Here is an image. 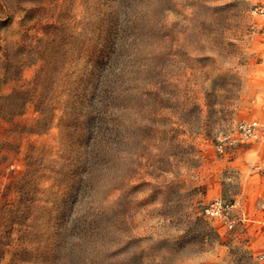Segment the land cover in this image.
<instances>
[{
    "label": "rangeland",
    "instance_id": "374dc122",
    "mask_svg": "<svg viewBox=\"0 0 264 264\" xmlns=\"http://www.w3.org/2000/svg\"><path fill=\"white\" fill-rule=\"evenodd\" d=\"M20 1L0 10V96L31 83L0 118V264H262L264 142L233 128L264 121V0Z\"/></svg>",
    "mask_w": 264,
    "mask_h": 264
},
{
    "label": "built area",
    "instance_id": "2783aa9c",
    "mask_svg": "<svg viewBox=\"0 0 264 264\" xmlns=\"http://www.w3.org/2000/svg\"><path fill=\"white\" fill-rule=\"evenodd\" d=\"M253 13L264 20V4L256 5ZM233 133L235 141L240 143L264 142V121L261 120H241L234 125ZM219 148H221L219 146ZM236 202H228L222 198H214L210 202L202 205L201 213L208 219L216 220L225 225L227 229H232L234 218L229 217L230 212L236 206ZM238 218L244 219L245 211L238 210ZM259 260L264 264V254L259 256Z\"/></svg>",
    "mask_w": 264,
    "mask_h": 264
},
{
    "label": "trees",
    "instance_id": "16d2710c",
    "mask_svg": "<svg viewBox=\"0 0 264 264\" xmlns=\"http://www.w3.org/2000/svg\"><path fill=\"white\" fill-rule=\"evenodd\" d=\"M20 2H21L20 0H13L15 8H13V10H12L13 12L12 13L16 12L15 9H19ZM3 6H4V4L2 3V0H0V10L2 11V13L6 12V15H7V13H10L13 16V14L10 11L3 10ZM24 13L25 14L23 15V18L27 17L32 12H30V10L29 11L27 10ZM6 19L9 20L11 18H6ZM46 27H49V26H46ZM41 29H43V27ZM43 31H44L43 37H40V38L36 39V41L38 43H41L42 41L46 40V39H43V38H48L49 39L51 37V35H52L50 32H47L46 30H43ZM53 35L55 36V34H53ZM44 52L45 51L37 50L33 54V56L37 57V59H39V60L40 59H44V58H46L45 56H43V55H46V54H44ZM15 68H17V66H15V64L9 66L4 71V75L6 76L7 79H13V80H16V81L20 82V77L17 74V71L15 70ZM30 84L31 83H23V85H21V86L19 85L20 89L14 91L12 94H9L7 96H0V118L1 119H9V118H11L13 116L21 114V111L24 109V106H25V100H22L21 95H23V93H25V92H27L29 90Z\"/></svg>",
    "mask_w": 264,
    "mask_h": 264
}]
</instances>
